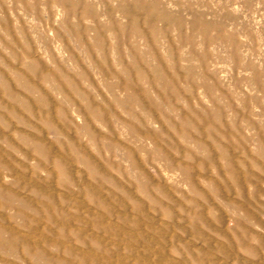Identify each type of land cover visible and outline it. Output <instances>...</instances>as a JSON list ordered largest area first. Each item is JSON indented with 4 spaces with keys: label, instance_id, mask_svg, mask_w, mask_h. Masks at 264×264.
I'll use <instances>...</instances> for the list:
<instances>
[{
    "label": "rangeland",
    "instance_id": "1",
    "mask_svg": "<svg viewBox=\"0 0 264 264\" xmlns=\"http://www.w3.org/2000/svg\"><path fill=\"white\" fill-rule=\"evenodd\" d=\"M0 101V264H264V0H0Z\"/></svg>",
    "mask_w": 264,
    "mask_h": 264
},
{
    "label": "bare ground",
    "instance_id": "2",
    "mask_svg": "<svg viewBox=\"0 0 264 264\" xmlns=\"http://www.w3.org/2000/svg\"><path fill=\"white\" fill-rule=\"evenodd\" d=\"M5 24H7L6 25V28L8 29V30H11V28H10V24H9V22L8 21H6V23ZM14 51V50H13ZM135 54H137V53H135ZM138 63V61L136 60V61H134V65L135 64H137ZM121 64H122V68H123V71L122 72H124V73H126L127 75L130 73V66L127 64V63H125L124 61H121ZM28 69H29V71L30 72H33L34 71V68H32V67H27ZM157 71H159V75L161 76V77H163V75H162V71H161V67H159V70H157ZM156 72V71H155ZM140 73L141 74H143V71H142V69H140V68H138V70H137V74L138 75H140ZM158 75V74H157ZM158 75V76H159ZM50 76L51 75H45V77H43V78H45V79H49L50 78ZM53 76V75H52ZM52 76H51V78H52ZM143 76V75H142ZM141 76V77H142ZM20 78V77H19ZM165 79V77H163L162 79H160V80H164ZM20 83H23V85H25L26 86V88H28V90H29V92H33L34 93V91H36L37 90V88H36V86L31 82L32 80H30V78H28V81L27 82H23L22 80H21V78H20ZM174 81H175V79H174ZM9 82V81H8ZM7 83V82H6ZM9 84V83H8ZM58 82H55L54 83V85H55V88H56V90H57V92H62V88H60V89H58L57 88V86H58ZM112 87L113 86H110V89L111 90H113L112 89ZM11 87L8 85V88L6 89V90H8V95H9V97L12 99V101L14 102V103H16V104H21L22 106H23V108L25 109V110H30V106H32L31 107V110H35V105H34V103L33 104H30V102H28L27 100H24V98L22 97V96H20V95H18L17 93H15V92H13V90H11L10 89ZM47 98H49V96L47 95ZM17 106V105H16ZM16 106H14V105H10V106H3V103L0 101V120H2V121H6L7 120V118H9V117H12V118H18L19 117V114H20V112L18 111V108L16 107ZM107 106H104L102 109H101V106H95L94 105V102L93 103H91V104H89V107H88V112L89 113H91L93 116H95V117H97V118H99V119H103L104 117H105V111L103 110L104 108H106ZM41 113L40 114H42V116L44 117V118H46L47 117V112L45 111V110H43V111H40ZM51 117V116H50ZM86 129H89V130H91V128L90 127H88V126H86L85 127ZM52 129V128H51ZM154 133L155 132H152V131H147V135H154ZM183 133H185V132H183ZM56 134H57V136H60V135H62L61 134V132L59 131V132H56ZM1 135V134H0ZM26 137L28 136V135H25ZM63 137V136H62ZM33 146L37 149V150H39V151H41V150H43V148H44V146H42V144L40 143V142H35V143H33ZM75 151L77 152H74L75 153V155L77 156V159L79 160V161H82V162H85V163H87V164H90V165H93V163H92V161H90V159H89V157L88 156H86L85 154H83V152L84 151H82V150H80V149H75ZM133 153V152H132ZM131 153V154H132ZM130 154V155H131ZM134 154V153H133ZM135 155V154H134ZM136 156V155H135ZM131 157V156H130ZM132 158V157H131ZM0 159H1V157H0ZM132 161H134V160H132ZM4 162V161H3ZM2 162V163H3ZM78 162V161H77ZM67 168V167H66ZM95 169V171H96V168H94ZM64 171V170H63ZM66 172H67V170H66ZM97 172V171H96ZM96 175V174H95ZM1 191V190H0ZM96 194V193H95ZM93 195H94V193H93ZM95 197H97V196H95ZM12 198V197H11ZM9 201H11V200H9ZM152 201L155 203V204H157V200H153L152 199ZM20 202H22V204H21V207H22V209H20L23 213H25L26 212V210L27 209H29L30 207H29V203L27 202V200L26 201H20ZM54 203V202H53ZM103 203V202H102ZM101 203V204H102ZM159 203V202H158ZM29 207V208H28ZM138 208V207H137ZM139 210V209H138ZM51 211V210H50ZM111 211V210H110ZM142 211V210H141ZM140 212V211H139ZM141 213V212H140ZM53 216V215H52ZM54 217V216H53ZM70 221V220H69ZM64 222V221H63ZM72 222V221H71ZM95 225V224H94ZM5 228V227H4ZM6 229V228H5ZM48 229V228H47ZM50 230V229H49ZM116 230V229H115ZM64 231V230H63ZM79 237V236H78ZM28 239V238H27ZM26 238L24 239V238H20V236H19V234L17 235L15 232L14 233H7L4 229H0V252L1 253H7L9 250H12V252H13V249H15L16 247H17V245L19 244V243H21V244H24V248H25V250L27 251V253H29V249H31V246L29 245V241L27 240ZM33 240V239H32ZM137 241V240H136ZM87 243V242H86ZM59 244V243H58ZM30 247V248H29ZM39 248V247H38ZM17 249V248H16ZM32 250V249H31ZM39 250V249H38ZM36 251V250H35ZM40 251V250H39ZM31 253H32V251H30ZM41 252V251H40ZM44 252V251H43ZM27 253H25V254H27ZM30 253V254H31ZM42 254V253H41ZM3 255H5V254H3ZM44 256V255H43ZM90 256V255H89ZM5 258H3L4 260H2V262L3 261H5V262H3V264H8L10 261H11V259H9V261L7 260L8 258H7V256H4ZM47 257V256H46ZM2 258V257H1ZM38 259V258H37ZM46 263L47 264H53L54 262H51V259H47V261H46Z\"/></svg>",
    "mask_w": 264,
    "mask_h": 264
}]
</instances>
